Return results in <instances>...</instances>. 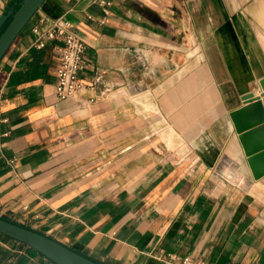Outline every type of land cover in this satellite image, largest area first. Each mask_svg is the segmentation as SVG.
Instances as JSON below:
<instances>
[{
	"label": "crops",
	"instance_id": "0c3cea01",
	"mask_svg": "<svg viewBox=\"0 0 264 264\" xmlns=\"http://www.w3.org/2000/svg\"><path fill=\"white\" fill-rule=\"evenodd\" d=\"M105 1L46 0L0 62V217L101 264H264V177L230 117L260 92L264 0ZM59 17L106 100L57 97L32 29ZM0 264L55 263L0 234Z\"/></svg>",
	"mask_w": 264,
	"mask_h": 264
},
{
	"label": "water",
	"instance_id": "95a60500",
	"mask_svg": "<svg viewBox=\"0 0 264 264\" xmlns=\"http://www.w3.org/2000/svg\"><path fill=\"white\" fill-rule=\"evenodd\" d=\"M46 0H19L0 17V62L16 38ZM260 92L241 96L243 105L230 112L236 133L254 179L264 177V75ZM0 234L35 249L55 264H101L38 231L0 217Z\"/></svg>",
	"mask_w": 264,
	"mask_h": 264
},
{
	"label": "built area",
	"instance_id": "2783aa9c",
	"mask_svg": "<svg viewBox=\"0 0 264 264\" xmlns=\"http://www.w3.org/2000/svg\"><path fill=\"white\" fill-rule=\"evenodd\" d=\"M99 4L108 7L111 2L99 0ZM104 11L106 15H109L108 8H105ZM89 17L91 18V16ZM32 30L37 35L34 41L36 49L44 48L46 39L57 42L59 66L56 73V95L60 100L77 97L82 88L93 91L94 95L87 100L90 104L98 103L108 98L110 91L100 88L105 75L104 71L94 69L90 76H84L88 67L86 61L87 45L68 19L59 17L53 20L44 30L40 29L39 26L33 27ZM170 260L171 262H175L177 258L170 256ZM179 264L203 263L186 257L180 259Z\"/></svg>",
	"mask_w": 264,
	"mask_h": 264
},
{
	"label": "trees",
	"instance_id": "16d2710c",
	"mask_svg": "<svg viewBox=\"0 0 264 264\" xmlns=\"http://www.w3.org/2000/svg\"><path fill=\"white\" fill-rule=\"evenodd\" d=\"M10 7H18V2H16V0H14L13 3H12V5Z\"/></svg>",
	"mask_w": 264,
	"mask_h": 264
},
{
	"label": "rangeland",
	"instance_id": "374dc122",
	"mask_svg": "<svg viewBox=\"0 0 264 264\" xmlns=\"http://www.w3.org/2000/svg\"><path fill=\"white\" fill-rule=\"evenodd\" d=\"M263 70H264V68H263ZM264 72V71H263ZM255 83V82H254Z\"/></svg>",
	"mask_w": 264,
	"mask_h": 264
}]
</instances>
